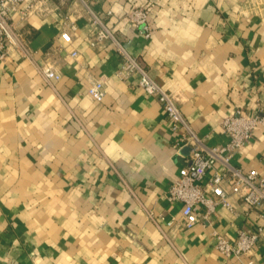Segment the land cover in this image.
I'll return each instance as SVG.
<instances>
[{
  "label": "crops",
  "instance_id": "1",
  "mask_svg": "<svg viewBox=\"0 0 264 264\" xmlns=\"http://www.w3.org/2000/svg\"><path fill=\"white\" fill-rule=\"evenodd\" d=\"M48 4L22 24L36 53L0 61V264H237L213 232L234 241L264 225L262 210L232 196L237 215L219 206L187 228L167 195L193 148L174 151L157 98L117 71L125 52L175 96L205 146L225 145L222 120L264 109V0ZM136 8L148 12L150 37L128 19ZM94 15L115 40L91 45ZM47 64L60 80L45 78ZM95 80L101 103L87 94ZM263 153L261 127L232 163L264 175ZM252 258L264 264V231Z\"/></svg>",
  "mask_w": 264,
  "mask_h": 264
},
{
  "label": "built area",
  "instance_id": "2",
  "mask_svg": "<svg viewBox=\"0 0 264 264\" xmlns=\"http://www.w3.org/2000/svg\"><path fill=\"white\" fill-rule=\"evenodd\" d=\"M50 1L0 0V61L7 62L17 55L30 59L36 53L26 41L22 24L33 15L50 12ZM93 17L94 23L99 24V30L91 45L107 39L115 40L98 17ZM148 17L147 10L143 8L133 9L128 14L130 22L150 37ZM68 28L61 33V38L67 43L71 42V32L77 31V25L71 21ZM71 55L76 58L78 53L73 52ZM123 55L124 61L117 71L118 76L123 79L137 76L139 87L147 95L157 98L168 120L170 132L175 137L174 151L179 154L186 147L193 148L173 179L167 195L170 203L181 204V215L186 220V227L192 228L200 218L208 221L219 206L237 215L231 202L232 196L238 197L248 209H261L264 219V175L258 169L243 171L232 163L235 154L252 143L255 131L264 128V109L255 115L237 111L225 118L221 128L229 138L228 143L207 147L178 107L175 96L153 80L134 58L125 52ZM41 71L47 80L61 79V75L49 64L42 67ZM87 94L94 101L103 102L106 96L104 82L92 81ZM211 171L212 175L207 179ZM263 231L264 225L254 230L239 229L234 241L214 231L215 248L223 257L236 259L237 264H255L252 255Z\"/></svg>",
  "mask_w": 264,
  "mask_h": 264
},
{
  "label": "water",
  "instance_id": "3",
  "mask_svg": "<svg viewBox=\"0 0 264 264\" xmlns=\"http://www.w3.org/2000/svg\"><path fill=\"white\" fill-rule=\"evenodd\" d=\"M189 150H190V148H185V149L183 150V153L186 154Z\"/></svg>",
  "mask_w": 264,
  "mask_h": 264
}]
</instances>
